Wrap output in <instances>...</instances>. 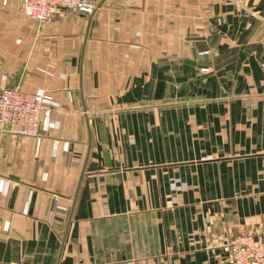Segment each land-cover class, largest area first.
Listing matches in <instances>:
<instances>
[{
    "label": "crops",
    "instance_id": "crops-1",
    "mask_svg": "<svg viewBox=\"0 0 264 264\" xmlns=\"http://www.w3.org/2000/svg\"><path fill=\"white\" fill-rule=\"evenodd\" d=\"M95 1L0 0V89L57 103L0 133V264H233L264 232V0Z\"/></svg>",
    "mask_w": 264,
    "mask_h": 264
},
{
    "label": "built area",
    "instance_id": "built-area-1",
    "mask_svg": "<svg viewBox=\"0 0 264 264\" xmlns=\"http://www.w3.org/2000/svg\"><path fill=\"white\" fill-rule=\"evenodd\" d=\"M95 0H21L23 13L38 23H45L63 10L91 13ZM209 49L198 51L199 56ZM208 71L209 67H201ZM57 103L43 92L25 91L18 85L0 89V133L37 136L51 125V111ZM233 264H264V232L241 233L227 243Z\"/></svg>",
    "mask_w": 264,
    "mask_h": 264
},
{
    "label": "rangeland",
    "instance_id": "rangeland-1",
    "mask_svg": "<svg viewBox=\"0 0 264 264\" xmlns=\"http://www.w3.org/2000/svg\"><path fill=\"white\" fill-rule=\"evenodd\" d=\"M50 121H51V124L53 123V127L57 126V122L56 121H53V120H50Z\"/></svg>",
    "mask_w": 264,
    "mask_h": 264
}]
</instances>
